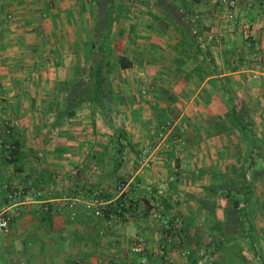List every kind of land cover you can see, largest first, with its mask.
Segmentation results:
<instances>
[{
  "label": "crops",
  "instance_id": "1",
  "mask_svg": "<svg viewBox=\"0 0 264 264\" xmlns=\"http://www.w3.org/2000/svg\"><path fill=\"white\" fill-rule=\"evenodd\" d=\"M99 1L0 0V264H264V0Z\"/></svg>",
  "mask_w": 264,
  "mask_h": 264
},
{
  "label": "built area",
  "instance_id": "2",
  "mask_svg": "<svg viewBox=\"0 0 264 264\" xmlns=\"http://www.w3.org/2000/svg\"><path fill=\"white\" fill-rule=\"evenodd\" d=\"M218 3L220 6L223 7V9L227 10L228 12V16H232L231 11L236 7L237 4V0H218ZM264 75V66L261 67V69L259 70L258 74L256 75V78L259 79L261 76ZM139 90L140 93L145 95L147 93V89H146V84L145 81L143 79V83H141L139 85ZM7 120H2L0 121V143H2L3 141L5 142L7 139V137L10 136L11 134V125H9L7 122ZM170 127V122H166L164 124H162L160 126L161 129V133L160 136L163 135V131H165L167 128ZM176 140L179 141L178 138H176ZM9 141V140H8ZM6 145H8V152H7V157H10V153L9 150L13 149L14 146L9 145L8 142H5ZM7 147V146H6ZM153 160L152 158H149L148 161H146L147 163L149 161ZM117 188H122V185L119 184V186ZM41 195V191L32 187L29 189V194L26 195V197L28 199H32L33 197L39 196ZM160 203H156L157 206H159ZM95 215H100L101 211L100 209H96L94 211ZM15 215V213L11 214H0V233L1 234H6L9 233L10 231V227H11V222H12V218ZM164 226L167 229V234H166V241L170 242L171 241V235H179L180 231H181V227H182V220L180 218L179 215L177 214H172L169 216V220L164 221ZM141 249V244L138 241H134L133 245H132V250L134 251H140Z\"/></svg>",
  "mask_w": 264,
  "mask_h": 264
},
{
  "label": "trees",
  "instance_id": "3",
  "mask_svg": "<svg viewBox=\"0 0 264 264\" xmlns=\"http://www.w3.org/2000/svg\"><path fill=\"white\" fill-rule=\"evenodd\" d=\"M106 22V21H105ZM109 21L106 22V24ZM122 61V58H121ZM122 64V62H121ZM110 70L109 63L105 62L103 57L93 56L92 57V65L89 67L87 73V81L85 85L81 87V90L78 91L76 100L73 99V104L78 102L88 101L95 107H99L104 111V104L107 102V97L110 92V86L107 81V73ZM76 76L80 74V70L75 71ZM74 86V84H72ZM5 142H8L5 139ZM5 142L0 143V153L7 150L5 147ZM16 149L9 150L10 154H13ZM234 204L238 203L237 201H233Z\"/></svg>",
  "mask_w": 264,
  "mask_h": 264
},
{
  "label": "rangeland",
  "instance_id": "4",
  "mask_svg": "<svg viewBox=\"0 0 264 264\" xmlns=\"http://www.w3.org/2000/svg\"><path fill=\"white\" fill-rule=\"evenodd\" d=\"M99 5L100 7L103 9V11H106V8L108 6V0H100L99 1ZM104 20L98 21V23H100L99 25V32L98 34H101L104 31L105 25H104ZM86 50H88V47L86 48ZM86 50H83L81 53L78 54V62H83L85 63V66L82 70V72L80 73V77H81V83L84 85L88 79L87 77V73L89 70V67L92 65V57L94 56L93 53H95V51H97L96 49L91 50V48L89 49V53H87ZM82 84L80 85V87L82 86ZM80 87H77L76 89H79ZM7 140H9V137H7Z\"/></svg>",
  "mask_w": 264,
  "mask_h": 264
}]
</instances>
